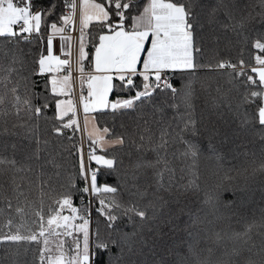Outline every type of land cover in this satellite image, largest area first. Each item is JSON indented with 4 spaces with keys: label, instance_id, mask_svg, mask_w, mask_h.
<instances>
[{
    "label": "snow or ice",
    "instance_id": "1",
    "mask_svg": "<svg viewBox=\"0 0 264 264\" xmlns=\"http://www.w3.org/2000/svg\"><path fill=\"white\" fill-rule=\"evenodd\" d=\"M258 175L264 0H0V264H264Z\"/></svg>",
    "mask_w": 264,
    "mask_h": 264
},
{
    "label": "trees",
    "instance_id": "2",
    "mask_svg": "<svg viewBox=\"0 0 264 264\" xmlns=\"http://www.w3.org/2000/svg\"><path fill=\"white\" fill-rule=\"evenodd\" d=\"M252 2H256V0H252ZM260 25L259 23L257 24V28L259 29ZM222 55H231L233 58H238L239 56V49H233L230 53L228 52H223ZM252 55H253V52H252V49L250 48V45L249 46H246L245 47V50H244V53H243V58L250 62V63H254L252 61ZM203 75H206V76H209V77H216L217 74L216 73H204ZM41 87H42V84H41ZM49 116L52 115V112L51 110L48 111L47 113ZM40 129H41V134H42V138L44 137L45 134H48L50 135V131H48L46 133V130L49 129V125L47 123H45L43 121V119H41L40 121ZM66 134L68 135H71L72 133L70 131H68ZM76 140L79 141L81 138H80V135L79 133H76ZM251 139V138H250ZM9 143H11V139L9 140ZM249 147H251V145H249ZM257 147H258V141H257ZM241 151L243 150L242 148L240 149ZM125 163L127 164L129 162L128 160V157L125 156ZM262 177H260L259 175L255 178V180L252 182L251 184V190H252V193H253V201L255 203V205L259 206L261 204V197H262V194H264V183H262ZM38 196H39V193L38 192H33L31 195H29V199L32 200V199H38ZM77 204L79 203V199L76 198V201H75ZM14 203V206H15V201L13 202ZM257 214H259L257 212ZM3 219L4 217L3 216H0V223L3 222ZM129 231L131 229H128ZM3 253H4V246L3 245H0V259H3ZM32 259V253L29 252L28 256L27 257H24V256H21V260H31Z\"/></svg>",
    "mask_w": 264,
    "mask_h": 264
},
{
    "label": "built area",
    "instance_id": "3",
    "mask_svg": "<svg viewBox=\"0 0 264 264\" xmlns=\"http://www.w3.org/2000/svg\"><path fill=\"white\" fill-rule=\"evenodd\" d=\"M74 35V40L76 39V38H78V32H76V33H74L73 34ZM72 59H73V76L74 77H77L78 78V75H79V73L76 71V65H75V59H76V52H75V48H74V50H73V57H72ZM75 87H76V89H77V91H78V80H77V82H76V84H75ZM79 135H80V138L84 135V133H79Z\"/></svg>",
    "mask_w": 264,
    "mask_h": 264
},
{
    "label": "crops",
    "instance_id": "4",
    "mask_svg": "<svg viewBox=\"0 0 264 264\" xmlns=\"http://www.w3.org/2000/svg\"><path fill=\"white\" fill-rule=\"evenodd\" d=\"M58 38H56V40L54 41V51H56L58 53L59 49H58Z\"/></svg>",
    "mask_w": 264,
    "mask_h": 264
}]
</instances>
